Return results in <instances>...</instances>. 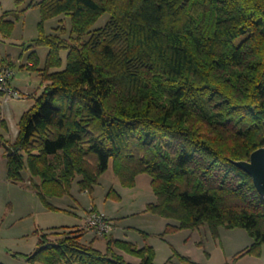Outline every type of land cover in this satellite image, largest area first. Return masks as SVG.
Wrapping results in <instances>:
<instances>
[{
    "label": "trees",
    "instance_id": "trees-1",
    "mask_svg": "<svg viewBox=\"0 0 264 264\" xmlns=\"http://www.w3.org/2000/svg\"><path fill=\"white\" fill-rule=\"evenodd\" d=\"M35 6L42 21L31 47L49 53L42 69L36 51L29 58L43 91L21 117L16 141L7 142L14 149L11 156L5 151L8 179L25 182L28 169L48 209L59 210L50 199L71 195L77 178L80 190L92 193L112 163L125 188L140 175L151 177L156 201L146 210L180 222L167 232L207 225L219 238L222 227L242 228L254 243L241 255H261L264 196L236 162L264 147V0ZM106 14V24L95 28ZM59 16L70 18V29L47 34L45 22ZM4 22L10 36L14 23ZM52 230L39 232L29 262L135 264L119 250L155 264L151 245L106 235L102 252L82 241L83 230Z\"/></svg>",
    "mask_w": 264,
    "mask_h": 264
},
{
    "label": "rangeland",
    "instance_id": "rangeland-1",
    "mask_svg": "<svg viewBox=\"0 0 264 264\" xmlns=\"http://www.w3.org/2000/svg\"><path fill=\"white\" fill-rule=\"evenodd\" d=\"M40 1L0 0V67L3 62L15 63L16 75L11 86L19 92L15 97L0 92V264H42L29 262L26 257L38 249L39 232L49 230L50 233L53 228L79 226L81 218L92 205L111 216H117L116 220L122 218L140 230V233L144 232L143 229L152 232L149 242L156 251L155 264H189L182 260L183 257L196 264H264V246L259 256L241 255L254 243V238L246 229L222 227L219 238L213 236L207 225L199 229L167 232L169 225L178 226L180 222L163 217L159 221L149 218L154 214L146 210L147 206L156 198L151 177L148 174L140 175L135 187L125 188L115 174L112 163L92 193L81 191L78 185L80 178H77L71 195L50 199V203L59 210L48 209L33 182L32 185L26 182L32 188L23 186L26 189L24 193L8 186L5 144L16 141L21 117L35 104L43 91L40 73L27 68L33 51L38 54L41 69L45 67L49 53L47 47H31L40 35L41 11L35 6ZM108 20L109 14H106L95 28L104 26ZM4 21L14 23L10 36L5 35L4 27L7 24ZM65 26L70 29V18L59 16L45 22V31L51 34L56 27L62 29ZM68 35L67 31L64 36ZM67 55L68 51L62 53L64 67ZM24 173L30 174L28 169ZM116 195L120 197L116 198ZM148 213L150 216H146ZM51 238L55 240L58 236L51 235ZM96 238V235L85 232L82 241L92 244L91 241ZM100 238L93 246L106 252L108 241L104 237Z\"/></svg>",
    "mask_w": 264,
    "mask_h": 264
},
{
    "label": "crops",
    "instance_id": "crops-1",
    "mask_svg": "<svg viewBox=\"0 0 264 264\" xmlns=\"http://www.w3.org/2000/svg\"><path fill=\"white\" fill-rule=\"evenodd\" d=\"M31 65L32 62H28L27 65ZM16 75V74H15ZM24 177H25V182H22V183H13L11 182L9 179H8V175H7V181H8V186H12V188H16L18 191L22 190V193L25 192V188L28 187V188H32L29 184L31 183L32 185V180H31V175L28 173V174H25L24 173ZM140 177V176H139ZM139 177L137 178V184H138V179ZM29 181V182H28ZM29 183V184H26ZM37 182V180H36ZM25 188H24V187ZM19 191V192H20ZM155 201H156V198H155ZM154 201V202H155ZM94 205H92L88 210L87 212L85 213V215L83 216V218H81V223L79 226L75 227V228H71V229H79V230H83V235L85 232H88L90 234L95 235L93 232L89 231L87 228H86V218H87V215H88V211L93 207ZM97 208V206H96ZM100 212L104 213L109 219H111L114 224H115V227H114V230L109 234V236H112L113 238L115 239H118V240H125V241H129V242H132L133 244H135L136 246H138L139 248H142L146 245H150V242H149V237L153 235L152 232L148 231V230H142L144 232H139L140 230L136 229L135 227L132 226V224L130 223H127V221L125 220H116L117 216L113 215L111 216L108 212L104 211V210H101L100 208H97ZM150 213H148L146 216H150L149 215ZM79 216V215H77ZM116 218V219H115ZM124 218V217H123ZM150 219L154 218V220L156 221H159L162 219V217L160 216H157V215H152V217H149ZM145 233L149 234V235H146ZM96 239L95 240H92L91 243L93 244L94 242H96L97 240L101 239L100 236H97L96 235ZM99 237V238H98ZM106 237H104L103 239H105ZM83 240V239H82ZM120 254L124 255L125 258L132 262V263H135V264H139L140 263V259L137 258V257H134L130 254H127L123 251H119Z\"/></svg>",
    "mask_w": 264,
    "mask_h": 264
},
{
    "label": "built area",
    "instance_id": "built-area-1",
    "mask_svg": "<svg viewBox=\"0 0 264 264\" xmlns=\"http://www.w3.org/2000/svg\"><path fill=\"white\" fill-rule=\"evenodd\" d=\"M15 77V69L7 66L0 67V92L9 97H15L19 94L13 89L11 82ZM115 224L104 213L100 212L94 206L90 209L86 218V228L95 235L105 237L114 230Z\"/></svg>",
    "mask_w": 264,
    "mask_h": 264
},
{
    "label": "water",
    "instance_id": "water-1",
    "mask_svg": "<svg viewBox=\"0 0 264 264\" xmlns=\"http://www.w3.org/2000/svg\"><path fill=\"white\" fill-rule=\"evenodd\" d=\"M5 148L8 156L14 153V149L8 144H5ZM236 165L253 178L256 188L264 196V147L255 151L250 160L236 162Z\"/></svg>",
    "mask_w": 264,
    "mask_h": 264
}]
</instances>
